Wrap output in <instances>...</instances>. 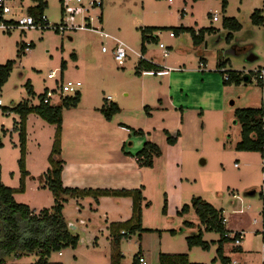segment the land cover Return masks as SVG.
<instances>
[{
	"label": "rangeland",
	"instance_id": "rangeland-1",
	"mask_svg": "<svg viewBox=\"0 0 264 264\" xmlns=\"http://www.w3.org/2000/svg\"><path fill=\"white\" fill-rule=\"evenodd\" d=\"M226 1V9L222 10L220 0H101V9L86 15L93 20L92 26L101 27L129 48L122 66L112 57V41L93 32L59 34L51 28L0 31V66L13 62L0 89V182L14 191L15 202L27 205L34 215L50 209L54 199L48 191L46 171H52L59 161L63 187L136 189L144 199L140 203V226L144 231L123 239L113 252V236L126 231L112 236L108 228L126 212L125 206L114 200L112 204L106 202L104 206L110 213L106 223L105 214L95 211L98 199L81 193L82 197L74 199L58 196L61 202L65 199L62 214L78 244L76 249L61 251L60 256L52 253L50 262L112 264L113 252L117 264H133L138 258L144 260L143 264H157L160 253L187 255L190 263L212 264L216 259L220 264L216 258L219 235L204 234L202 241L209 244V249L196 247L189 252L186 238L195 231L185 228V223L197 224V219L191 210L182 216L176 214L184 205L190 206L192 199L200 198L224 210L227 231L244 229L248 254L230 255L231 261L262 264L256 231L261 228L259 190L264 185V152L236 150L241 129L233 114L264 105L255 79V72L264 70V0ZM44 3L49 27L58 25V0ZM23 5L33 3L24 0ZM257 10H261L263 22L255 25L251 15ZM100 13L98 24L95 19ZM214 13L218 21L211 22ZM225 18L235 19L240 30H224ZM182 27L214 31L196 47L189 33L175 31ZM144 29L152 30L142 33ZM228 33L233 36L230 43L225 39ZM159 44L168 52L165 59ZM25 45L31 46L27 52ZM142 45L146 49L143 59L160 65L163 73L142 72L138 65ZM236 45L241 52H236ZM102 46L106 53L101 52ZM226 60L222 71L249 74V82L223 84L217 65ZM51 71L55 72L54 80L47 79ZM62 80L81 84L79 102L61 108L59 131L57 126L28 116L24 164L30 178L26 190L23 180L21 193L17 165L19 116L15 109L19 104L38 106L43 91L57 88ZM61 101L55 97L49 106H59ZM111 105L118 111L101 112ZM145 142L157 146L160 156L153 159L151 168H138L134 156ZM55 143L60 153L51 155L54 166L50 167L47 159ZM250 192L254 195H246ZM228 248L224 245L225 250ZM37 260V256L20 260L9 257L5 264H34Z\"/></svg>",
	"mask_w": 264,
	"mask_h": 264
},
{
	"label": "trees",
	"instance_id": "trees-1",
	"mask_svg": "<svg viewBox=\"0 0 264 264\" xmlns=\"http://www.w3.org/2000/svg\"><path fill=\"white\" fill-rule=\"evenodd\" d=\"M39 3L38 8L29 11L30 14H40L44 10L46 3L42 0H35ZM199 1V0H192ZM222 10L226 9L227 1L220 0ZM260 11H254L251 15V22L255 25L261 24L263 19L260 17ZM224 30L230 32H236L240 30V25L233 18H225L222 23ZM152 29H144L142 33L146 31L151 32ZM176 32H187L192 39L193 45L199 47L204 42L203 35L207 32H211V29L199 30L198 32L192 29L178 28ZM174 35V34H173ZM146 38L143 37V41ZM233 40L231 33L226 36V42ZM31 46L29 45V48ZM252 46H248L250 48ZM144 45L141 47V52L144 53ZM227 61L219 62L217 68L220 69V74L223 76V84H235L240 85L242 82H249V74H242V72L235 71H222L226 67ZM138 65L145 72H160V68L157 66L140 60ZM13 62H7L5 65L0 66V89L5 84L8 76L11 72ZM224 76L227 80H224ZM260 88V85L257 84ZM29 95L31 92L29 91ZM80 94L76 93L73 98H65L62 100V104L57 107H50L49 105L42 104V94L40 95V103L38 106L28 107L24 104V107L19 104L15 109V113L19 116L17 124L18 142L20 159L17 161L18 169L21 175L19 180L21 193H23V180L28 176L25 171L24 155H25V120L28 115H34L43 120L48 125L57 126L59 131L60 125V111L63 107L76 106L79 102ZM118 108L115 105L109 106L107 109L102 108L101 112L115 113ZM234 119L236 124L240 127V140L236 144V150L244 152H262L264 146V131L262 129V118L264 116V105L260 108L252 109L245 108L236 110L234 112ZM108 117V116H106ZM58 131L56 135L58 134ZM56 142V141H55ZM54 146V145H53ZM3 147L0 141V149ZM59 147H52L50 155L48 156V163L50 167L52 164L51 155H59ZM160 156V150L154 144L145 142L140 151H138L134 159L140 168H151L153 159ZM52 171L49 169L47 177L48 191L54 199V205L50 209H43L38 215H34L27 205L16 203L13 198V190L5 187L0 182V264H5V259L12 257L14 260H20L21 258H27L30 256H37L38 260L34 264H60L57 262H50L49 258L52 253H60L66 248L76 249L78 239L75 235H72L69 231V224L65 221L62 214V202L58 200V196H63L66 199H74L80 197H92L98 199L100 197H113V198H129L131 200V216L129 220L124 223H111L108 230L110 235L113 236L115 232L125 233L118 237L113 236L111 245L113 246V252H117L119 243L123 239H128L129 235L135 232L144 231L140 226V211L143 202V197L140 190H110V189H85L78 190L77 188L63 187L61 183L62 165L61 161L55 163ZM82 194V196L80 195ZM149 206L145 204V207ZM164 210V209H163ZM191 212L196 216L199 226L203 227V232H215L219 235L217 241L218 247L216 250L217 258L220 264H228L229 261L223 257L222 245L229 239L224 237V217L222 210L216 209L210 204L202 201L200 198H194L191 200V205H184L180 211H177L178 216H182L185 213ZM163 212V211H162ZM164 213V212H163ZM189 228H197L195 233H192L186 238V244L189 249L197 247L203 251L209 249V244L202 241V232L200 228L195 227L192 223H185ZM174 234V231H170ZM231 241V240H230ZM232 242V241H231ZM113 252L111 253L112 264ZM118 258V254H117ZM118 261V259H117ZM114 264H117L114 263ZM133 264H138L134 262ZM157 264H196L190 263L186 255H167L159 254ZM199 264V263H198Z\"/></svg>",
	"mask_w": 264,
	"mask_h": 264
},
{
	"label": "built area",
	"instance_id": "built-area-1",
	"mask_svg": "<svg viewBox=\"0 0 264 264\" xmlns=\"http://www.w3.org/2000/svg\"><path fill=\"white\" fill-rule=\"evenodd\" d=\"M33 3L32 6L24 7V0H0V31L8 32L14 29H19L21 31L35 30V29H48L51 28L54 32L63 34L66 32H75V31H89L96 33L104 40L112 41V57L114 61L122 66L126 57L127 50L129 48L125 43L116 39L113 36L103 32L102 28L92 26L93 20L88 17L86 14L90 10L101 9L102 3L101 0H58L61 14V21L58 25H51L49 27L48 22L43 14V11L40 14L32 15L29 11H32L38 8L39 3L35 0H27ZM44 2V0H42ZM216 14H213L212 21H216ZM95 22L101 23V13L96 17ZM170 37L174 35L169 34ZM158 48L161 51V56L165 59L168 56L167 50L163 45L159 44ZM24 51H29V45L24 46ZM101 52L106 53L107 49L105 46L101 47ZM140 60H144L142 55H138ZM146 61V60H144ZM148 62V61H146ZM151 63V62H149ZM152 64V63H151ZM56 78L55 72L51 71L47 75V79L54 80ZM256 83L260 85L262 92V99L264 98V70L260 69L255 72ZM224 80H227V77L224 76ZM81 84L78 81H61L57 88L48 90L45 89L42 93V104L50 105V102L53 98L58 97L59 99H65V96L68 94L75 95L79 93V88ZM262 129L264 131V116L262 118ZM264 152V146L263 150ZM260 197V217H261V228L258 231L260 241H261V254H262V264H264V185L261 186L259 190ZM241 212V211H239ZM225 222V220H224ZM224 237L231 240V244L234 248H238L241 245L243 240L242 232L235 233H225ZM144 260L138 258V264H143ZM228 264H238L236 261H230Z\"/></svg>",
	"mask_w": 264,
	"mask_h": 264
},
{
	"label": "crops",
	"instance_id": "crops-1",
	"mask_svg": "<svg viewBox=\"0 0 264 264\" xmlns=\"http://www.w3.org/2000/svg\"><path fill=\"white\" fill-rule=\"evenodd\" d=\"M257 11H260L261 12V10H257ZM216 14V13H215ZM213 17V16H212ZM217 17V16H216ZM216 21H218V19H216ZM216 21H212V18H211V22H216ZM182 28H184V27H182ZM186 29H190V28H186ZM204 29H208V28H202V29H198V30H193V31H195V32H198L199 30H204ZM211 29V32H207V33H205L204 35H203V38L205 39V36L206 35H210L211 33H213V31H214V29L213 28H210ZM226 39V38H225ZM232 41V40H231ZM230 41V42H231ZM229 42V43H230ZM228 43V42H227ZM237 46V45H236ZM234 47V46H233ZM251 48L252 47H250V48H248L249 49V53H251ZM236 49V52L237 53H239V52H241L240 50H239V48H238V46L235 48ZM199 52H201L200 50H198V54H199ZM144 53H146V49H145V51H144ZM142 54V56L143 55H145V54ZM250 61L252 60H254V58H251L250 57V59H249ZM226 61H228V60H226ZM223 62V61H222ZM153 64V63H152ZM153 65H155V64H153ZM156 66V65H155ZM160 65H157V67L158 68H160V70H164L163 68H161V67H159ZM142 69V68H141ZM144 74H156V73H163V71H160V72H145V71H142ZM61 103H62V101H61ZM60 106V105H59ZM57 107V106H56ZM28 116H30V115H28ZM28 116L26 117V120H25V145H27V119H28ZM137 164V163H136ZM25 165V167H26V163L24 164ZM137 166H138V164H137ZM138 168H140V167H138ZM25 171L29 174L28 176H29V178H30V173L26 170V168H25ZM44 173H46V172H44ZM28 176L24 179V185H25V190H26V181H27V179H28ZM95 189H98V188H95ZM246 195H248V196H253L254 195V192H250V193H247ZM112 200H114V201H116L117 203V205H120V206H125V208H126V212L125 213H122L121 215L119 214V213H117L116 215H120V216H117L118 218V220L116 221V222H112V223H119V224H121V223H124V222H126L127 220H129V218H130V216H131V206H132V204H131V200L129 199V198H113V197H100V198H98V204L96 205L97 207H95V211H96V213H98V212H101L102 214H105V218L107 219L106 221V223H108V218L106 217V215L107 214H110L109 212H107L109 209H108V207H105L104 205H105V203L106 202H108V203H110V204H112ZM116 205V206H117ZM118 208H119V206H118ZM215 208V207H214ZM216 209H220V210H222V215H223V217H224V210L222 209V208H216ZM116 212H119V210H116ZM191 213V212H190ZM193 214V213H192ZM193 216H195L194 214H193ZM196 217V216H195ZM197 219V218H196ZM224 220H225V218H224ZM225 223V222H224ZM253 223L255 224V223H257V222H255L254 220H253ZM192 224H194L195 225V227H199L200 228V230H201V232H202V238H203V236H204V234H206V232H203V227L202 226H199V223H198V220H197V224L196 223H192ZM186 225H184V227H185ZM185 228H188V229H190V231L191 232H194V231H196L197 230V228H189V227H185ZM74 229V228H73ZM142 229V228H141ZM144 230V229H143ZM224 230L226 231V232H228V233H231V231H227L226 230V228L224 227ZM237 232H242L243 233V240H242V242H241V245H240V247H238V248H234L233 246H232V244H231V241L230 240H228L226 243H224L223 245H222V254H223V257H225L229 262L231 261V257H230V255H238V256H246V254H248V250H247V247H246V243H244L243 241H244V238H245V233H244V229L242 228V227H240V228H238V231ZM256 233H258V230L256 231ZM257 236V235H256ZM226 244H228L229 245V248H228V250H225L224 249V245H226ZM194 248H196V247H194ZM194 248H191L190 250H189V252L192 250V249H194ZM217 250V249H216ZM257 253H259L261 256H262V254H261V249L259 250V251H257ZM161 254V253H160ZM58 256H60L61 255V252L60 253H58L57 254ZM167 255H172V254H170V253H167ZM187 256V255H186ZM217 256V255H216ZM217 258V257H216ZM158 259V258H157ZM187 259H188V257H187ZM218 259V258H217ZM216 259H214V260H212V264H216V261H215ZM233 261V260H232Z\"/></svg>",
	"mask_w": 264,
	"mask_h": 264
}]
</instances>
